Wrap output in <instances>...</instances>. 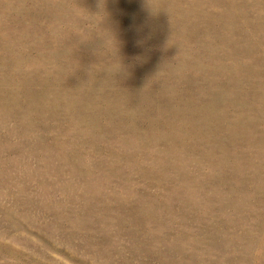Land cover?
Masks as SVG:
<instances>
[{"label": "rangeland", "instance_id": "rangeland-1", "mask_svg": "<svg viewBox=\"0 0 264 264\" xmlns=\"http://www.w3.org/2000/svg\"><path fill=\"white\" fill-rule=\"evenodd\" d=\"M0 264H264V0H0Z\"/></svg>", "mask_w": 264, "mask_h": 264}]
</instances>
